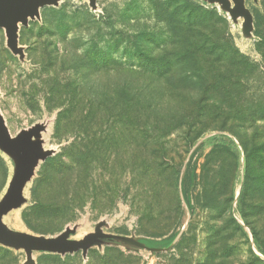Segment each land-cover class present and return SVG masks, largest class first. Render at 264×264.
I'll return each mask as SVG.
<instances>
[{"label": "rangeland", "instance_id": "obj_1", "mask_svg": "<svg viewBox=\"0 0 264 264\" xmlns=\"http://www.w3.org/2000/svg\"><path fill=\"white\" fill-rule=\"evenodd\" d=\"M248 9L52 0L14 45L0 26V264H264V0ZM94 225L106 245L46 248Z\"/></svg>", "mask_w": 264, "mask_h": 264}, {"label": "crops", "instance_id": "obj_2", "mask_svg": "<svg viewBox=\"0 0 264 264\" xmlns=\"http://www.w3.org/2000/svg\"><path fill=\"white\" fill-rule=\"evenodd\" d=\"M220 5L230 11L232 15L247 18L249 15L248 6L251 0H217ZM254 1V0H252ZM76 231L66 232L58 239L46 243V248L57 252H81L84 250L99 248L109 241V233L103 230L102 225H94L86 233L77 236ZM18 237H16L17 239ZM21 239V238H20ZM22 240V239H21Z\"/></svg>", "mask_w": 264, "mask_h": 264}, {"label": "water", "instance_id": "obj_3", "mask_svg": "<svg viewBox=\"0 0 264 264\" xmlns=\"http://www.w3.org/2000/svg\"><path fill=\"white\" fill-rule=\"evenodd\" d=\"M52 0H0V26L7 29L12 45L15 43L17 21H23L26 15L36 13L38 6Z\"/></svg>", "mask_w": 264, "mask_h": 264}, {"label": "trees", "instance_id": "obj_4", "mask_svg": "<svg viewBox=\"0 0 264 264\" xmlns=\"http://www.w3.org/2000/svg\"><path fill=\"white\" fill-rule=\"evenodd\" d=\"M216 141L217 143H221L223 144L224 146L228 147L229 149L237 152L238 149H237V146L235 145V143L232 141V139L226 135H223V134H219L217 137H216Z\"/></svg>", "mask_w": 264, "mask_h": 264}]
</instances>
